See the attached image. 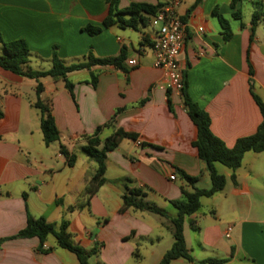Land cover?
Returning a JSON list of instances; mask_svg holds the SVG:
<instances>
[{
  "label": "crops",
  "instance_id": "1",
  "mask_svg": "<svg viewBox=\"0 0 264 264\" xmlns=\"http://www.w3.org/2000/svg\"><path fill=\"white\" fill-rule=\"evenodd\" d=\"M232 1L118 0L119 8L175 3L185 24L178 62L186 73L188 94L209 115L212 134L228 148L254 135L262 122L253 94L264 104V0H240L235 9ZM108 9V0H0V34L5 42L26 41L33 69L49 70L54 51L66 65L86 62L90 53L99 59L126 53L124 70L96 66L70 73L72 93L63 80H41V100L51 106L60 132V140L49 145L34 107L38 82L0 67V264H80L57 242L50 245L49 239L44 245L48 253L38 251V238L11 239L26 227L28 213L58 226L67 220L77 244L86 250L99 245L104 264H130L144 243L153 248L161 243L163 228L172 233L170 219L177 213L166 209L168 205L175 209L172 201H181L183 190L212 186L206 164L193 146L197 130L182 96L173 90L169 96L166 72L155 66L156 30L151 23L139 30L114 25L96 36L83 30L102 26ZM236 10L242 19L233 17ZM216 12L231 24L229 42L223 39ZM255 13L260 19L253 30ZM132 59L135 66L128 65ZM98 127L101 140L118 129L137 136L122 139L108 154L106 181L99 188L94 181L97 164L83 151L85 137H92ZM61 147L77 156L74 166ZM216 168L226 185L212 198H203L201 210L186 218L187 247L196 262L218 258L228 259L226 264H264V151L245 154L236 183L231 170L220 164ZM180 171L197 179L193 186ZM135 188L167 217L123 210V195ZM204 207L211 208V215ZM187 220L196 244L191 236L188 240ZM141 261L142 256L134 262Z\"/></svg>",
  "mask_w": 264,
  "mask_h": 264
},
{
  "label": "trees",
  "instance_id": "2",
  "mask_svg": "<svg viewBox=\"0 0 264 264\" xmlns=\"http://www.w3.org/2000/svg\"><path fill=\"white\" fill-rule=\"evenodd\" d=\"M238 2L240 0H233L231 7L235 9ZM108 5V13L102 22V26L88 25L83 29L90 36H96L103 31V28L114 25L122 29L139 30L140 28H146L150 25L152 18L167 4L161 2L157 5L132 3L126 8H119L118 0H108ZM215 15L218 17L224 41L229 42L233 38V31L229 20L218 12ZM233 17L240 20L242 19V13L236 10ZM259 19L260 15L257 13L252 16L251 25L253 30L257 26ZM0 47L2 49L0 53V67L2 69L38 82L36 87L38 100L34 104V107L41 114V130L44 142L47 145L59 141L60 132L52 114L51 106L41 100V94L44 92L41 80L47 77H51L54 80H63L65 81L66 88L72 93L73 84L67 79L70 73L91 69L96 66H113L116 69L124 70L123 64L126 60L125 50H122L121 54L117 57L99 59L90 53L86 62L66 65L58 58L57 53L54 51L51 68L49 70H36L30 66L31 52L25 40L19 39L5 42L0 34ZM92 76V84L95 86L97 79L94 75ZM185 78L186 73L184 72L181 96L187 113L197 130V138L193 142V146L197 150L198 157L206 164L212 186L210 189L194 188L191 192L183 190V199L181 201H172V205L177 211L176 217L170 219L174 242L172 248L164 254L158 264H172L178 260L196 264H226L228 259L218 258H208L196 262L186 244L184 235L185 220L187 217L201 210V200L203 198H212L224 189L226 179L218 172L216 168L218 164L232 171L231 179L236 183V172L242 167L245 154L247 152L261 153L264 151V104L258 96L253 94L262 114V122L254 135L241 138L233 148H228L220 139L212 134L210 117L190 98ZM168 91L170 96V90ZM168 100L171 108L170 98ZM2 118L3 113L0 111V120ZM101 129L102 127H98L92 137H85L87 145L83 148L84 153L97 164V170L94 175L97 188L101 187L106 181L104 175L108 154L118 148L122 139L135 140L137 138L136 134L118 129L105 140H101L99 138ZM60 151L66 157L68 164L74 166L77 156L71 155L64 147H61ZM180 174L192 186L197 181L196 178L189 177L182 171H180ZM93 193L94 190L92 189L91 194ZM24 197L26 198L27 194H24ZM122 198L124 202L123 210L133 208L138 211H149L167 217L165 211L145 202L146 193L140 189H129ZM68 227L69 222L67 220H63L58 226L57 224L49 223L44 217L35 218L28 213L26 227L11 239L38 238L40 241L38 251L48 253L50 249H45L44 245L52 236L56 239L57 246L73 253L80 264H90L89 259L98 253V248L86 250L76 244L73 240V235L68 231ZM133 256L135 260H141L138 250L134 252Z\"/></svg>",
  "mask_w": 264,
  "mask_h": 264
},
{
  "label": "built area",
  "instance_id": "3",
  "mask_svg": "<svg viewBox=\"0 0 264 264\" xmlns=\"http://www.w3.org/2000/svg\"><path fill=\"white\" fill-rule=\"evenodd\" d=\"M152 27L156 30L152 50L155 56V66L163 69L167 76V89L179 92L183 88V70L178 57L185 43V24L175 10V3H168L151 20ZM202 31V29H200ZM135 60H129L128 65L135 66ZM175 179L174 176L171 177ZM231 228L225 236L229 237Z\"/></svg>",
  "mask_w": 264,
  "mask_h": 264
},
{
  "label": "rangeland",
  "instance_id": "4",
  "mask_svg": "<svg viewBox=\"0 0 264 264\" xmlns=\"http://www.w3.org/2000/svg\"><path fill=\"white\" fill-rule=\"evenodd\" d=\"M246 10H247L246 8L243 10V12L245 14H246ZM1 52H2V49L0 47V53ZM88 159L90 161H92L90 158H88ZM92 163H94V162L92 161ZM94 165H95V163H94ZM208 202H209V200H207V199L203 200V203H208ZM210 210H211V208L208 209L206 207H204V209H203V211L205 213H207V215H211ZM166 211L168 213H174V214L177 213L176 210L172 206H169V205H168ZM190 225H191L190 221L187 220L186 231L188 233V240L189 239L191 240V237H192V240L194 241L193 243L196 244L195 233L191 230ZM169 227H171V224L169 225ZM162 233L164 235L163 239H162L161 243H159V244L156 242L155 248H153V246L150 243L146 242L143 244V246L140 248V254L142 256V261L138 264H158L160 262V260L162 259V257L164 256V254L172 248L173 236H172L171 231L169 229H167V227H166V228L162 229ZM73 240L76 243L74 236H73ZM227 241H228V239L225 238L226 243H227ZM55 243H56L55 238L51 236L49 238V244L54 246ZM96 247L98 248V252H99V245H96ZM60 251H63V250H60ZM67 253H70L71 257H73V259H75V261H77L76 256L73 253H71V252H67ZM199 256H205V255L203 253H201ZM134 261L135 260H131L130 264H135L136 262H134ZM89 263L90 264H104L103 259L101 258V256L98 253L89 259Z\"/></svg>",
  "mask_w": 264,
  "mask_h": 264
}]
</instances>
